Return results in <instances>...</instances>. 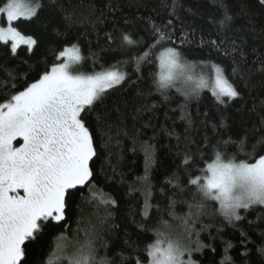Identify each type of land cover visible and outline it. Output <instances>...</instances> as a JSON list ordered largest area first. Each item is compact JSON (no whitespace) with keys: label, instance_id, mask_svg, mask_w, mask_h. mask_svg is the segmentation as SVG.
<instances>
[{"label":"trees","instance_id":"trees-1","mask_svg":"<svg viewBox=\"0 0 264 264\" xmlns=\"http://www.w3.org/2000/svg\"><path fill=\"white\" fill-rule=\"evenodd\" d=\"M24 2L41 7L35 17L14 26L37 44L13 53L10 44L0 42V101L36 82L72 45L84 57L79 72L116 66L124 73L121 83L107 90L91 112L81 114L97 149L89 182L97 199H91L89 185L71 190L66 222L47 225L29 243L27 264H47L61 233L71 252L77 241L93 236V228L97 259L106 256L112 264H121L119 253L148 264L145 248L155 241L158 229L169 235L182 230V242L193 249V264H264V205L241 210V219L228 223L218 202L203 199L190 183L214 161L217 151L237 163H255L264 156L260 0ZM3 4L0 0V7ZM225 13L232 20L222 25ZM153 25L170 32L172 42L155 46ZM123 34L139 43L128 45ZM167 46L175 47L188 63L219 66L239 95L220 104L208 91L184 95L177 87L159 90L158 57ZM109 197L114 203L101 202ZM197 203L203 207L197 208Z\"/></svg>","mask_w":264,"mask_h":264},{"label":"snow or ice","instance_id":"snow-or-ice-1","mask_svg":"<svg viewBox=\"0 0 264 264\" xmlns=\"http://www.w3.org/2000/svg\"><path fill=\"white\" fill-rule=\"evenodd\" d=\"M260 3L264 5V0ZM40 7L38 2L4 0L0 7V16L5 17L4 24L0 25V42L5 45L11 42L13 53L21 44L29 47L37 44L34 38L22 34L14 22L21 18L32 19ZM231 20L225 13L221 24ZM168 23L170 25L171 21ZM153 35L155 46L164 47L162 41L172 42L171 33L162 31L159 26L153 25ZM122 40L130 46L139 43L128 34H123ZM210 43L215 45L216 42ZM59 56L61 62L46 70L36 82L8 93L0 101V264H27L29 243L42 234L47 225L65 221L67 203L73 195L71 190L89 185L92 191L90 161L97 155V149L81 113L91 112L107 90L124 79V73L116 70V66L92 74L79 72L77 66L84 57L77 45L63 49ZM158 58L160 71L155 82L161 91L177 87L184 95H199L207 88L220 104L225 103V97L233 99L239 95L217 65L212 66L215 69L212 79L204 74L193 75L194 66L184 61L173 46H167ZM8 75L15 79L11 73ZM181 83L185 89L178 87ZM18 137L23 143L13 147ZM190 183L203 199L218 202L225 220L233 223L241 219L240 209L264 205V156L255 163H237L235 157L217 151L214 161L207 164L202 175L190 179ZM91 199H97L94 191ZM101 202L114 203L110 197L101 198ZM195 206L202 208L203 204ZM149 207L146 199L145 215ZM185 225L187 232V221ZM92 233L94 236V228ZM93 236L77 241L69 252L61 233L54 240V249L50 248L47 264H112L106 256L97 259ZM145 251L149 264H193L184 259L193 249L180 237L165 236L159 229L155 241L147 245ZM261 252L264 253V248ZM118 255L121 264L125 260L135 261L134 257L123 253Z\"/></svg>","mask_w":264,"mask_h":264},{"label":"rangeland","instance_id":"rangeland-1","mask_svg":"<svg viewBox=\"0 0 264 264\" xmlns=\"http://www.w3.org/2000/svg\"><path fill=\"white\" fill-rule=\"evenodd\" d=\"M26 4H29V3H27V2H25ZM19 20H25V19H23V18H21V19H19ZM4 21H5V17H3V16H0V25H3L4 24ZM18 21V20H17ZM17 21H15V22H17ZM14 22V23H15ZM3 43V42H2ZM9 44L11 45V42H9ZM22 46H26V47H28V48H30V49H32V47H29V46H27V45H24V44H21L18 48H17V50L20 48V47H22ZM191 65H193L194 67H193V69H192V73H193V75H196V74H204L205 75V77L206 78H208V77H211L212 79H214V76H215V69L213 68V67H211V66H209V65H206V64H192V63H190ZM159 71H160V68H159ZM118 85V84H117ZM117 85H115V86H117ZM114 86V87H115ZM178 87H180L181 89H185L186 88V86L184 85V84H179L178 85ZM109 90V89H108ZM202 91H208V92H210L211 93V90L210 89H203V90H201V92ZM212 94V93H211ZM226 98V97H225ZM228 99V98H227ZM234 99V98H233ZM233 99H230V100H233ZM82 114V113H81ZM23 143V141H22V138H17L16 140H14L13 141V147H19L21 144ZM258 162V161H257ZM254 206V205H253ZM241 210H244V209H240L239 210V213H240V211ZM182 231V230H181ZM181 231H175V232H172L171 234H172V236H178V237H180V238H182V239H184L185 237L184 236H182V234H181ZM171 232V231H170ZM171 234L169 235V234H165V236H171ZM192 252H191V254L190 255H188L187 253L185 254V257H184V259L185 260H190V261H192ZM149 264V263H148Z\"/></svg>","mask_w":264,"mask_h":264},{"label":"flooded vegetation","instance_id":"flooded-vegetation-1","mask_svg":"<svg viewBox=\"0 0 264 264\" xmlns=\"http://www.w3.org/2000/svg\"><path fill=\"white\" fill-rule=\"evenodd\" d=\"M20 193L23 194V190L22 189L20 190Z\"/></svg>","mask_w":264,"mask_h":264}]
</instances>
